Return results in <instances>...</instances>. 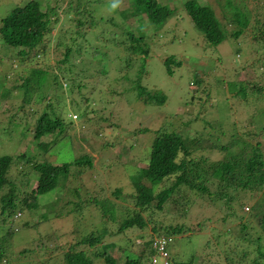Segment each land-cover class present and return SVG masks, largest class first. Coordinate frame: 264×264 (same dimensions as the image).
Masks as SVG:
<instances>
[{"label": "trees", "instance_id": "obj_1", "mask_svg": "<svg viewBox=\"0 0 264 264\" xmlns=\"http://www.w3.org/2000/svg\"><path fill=\"white\" fill-rule=\"evenodd\" d=\"M44 1L26 0L21 5L15 6L0 23V40L3 47L7 48L8 52L16 53L22 63L26 61L31 63L32 60L37 59V56L47 53L51 40L56 36L52 33L56 23L58 21L65 23V17L61 18L58 10L60 5L53 6L49 2L50 0H48L49 4ZM217 1L225 14V20L218 16L215 5L209 0H183L179 6H172L161 0H131V8L126 10L118 9L117 0H69L64 12L68 20L71 19L74 23L69 29L58 33L59 39L57 38V46L61 49L60 63L66 66L63 67L59 64L57 66L59 71H51L53 77L43 79L42 83L36 78L42 72L41 68L29 67L23 68L21 71L18 65L13 66V64L10 68H0V79L12 80L8 82V85L5 83L1 87L0 98L14 97L15 90L18 92L20 90L19 97H23L24 101L31 100L30 96L34 89H37L38 86L43 88L47 83H51L50 88L54 85L55 96H57L63 87V81L68 80L72 89L77 86L80 98L83 99L82 88L86 83H81L82 78L88 77V75L95 77L96 74L101 75L102 79L103 76L106 77L110 69L106 68L103 62L104 59H110L112 52L114 59H117L118 62L126 63L131 69L136 68L134 77L130 79L133 83L130 88L135 90L134 94L139 100L150 104H165L168 95L162 89H152L142 83V75L149 72L147 58L152 51L150 30H153L154 27L163 28L175 15L180 16L182 13H186L195 33L204 39L206 46L210 48H216L229 37L238 41L245 33L252 35L254 43L264 42V14L257 12V8L251 9L243 5L245 0H241V2H236V0ZM113 4H116L115 11H119L122 15L121 23L116 21L113 16L106 17L100 13L104 5L113 7ZM71 13L73 14L70 15ZM242 50L246 49L239 47L238 53H241ZM2 56L0 48L1 66L4 65ZM164 63L168 74L174 75L176 68L182 67L183 60L178 57V54L173 53L168 55ZM27 65L29 64L25 63L24 66ZM16 70L18 71L17 76H11L9 79L10 72L14 73ZM192 82L199 86L205 83L204 79L198 75H195ZM218 82L219 89H221L225 82L222 80ZM227 84L232 92V97L240 99L246 106L247 103L250 104L252 98L258 103L261 93L264 94V85L260 83L253 82L251 84V81L236 79L228 81ZM204 91L207 92V96L206 99H200L198 104L200 107H207L212 92H214L211 86L205 88ZM49 93L50 91L45 93L43 98V100L48 98L47 106L36 118V121H28L27 118L32 113L30 110L24 111L23 120L25 136L32 134L34 144L43 151H49L50 147L49 141L44 137L56 135L53 139L57 138L58 133L63 132L66 122V117L59 108L60 97L56 100ZM197 93H192L189 90L188 102L183 104L184 115L177 117L178 113H173V121L169 128L165 126L156 129L139 127L135 132H131V134H138L154 131L151 155L148 156L147 162H144L146 166L142 165L143 168L137 175L130 176L136 189V194L133 195L134 200L140 209H132L125 205L119 215L118 208L110 199L84 198L81 194V186L68 184L67 179L72 173L73 166L78 167L79 174L83 173L87 167H93V157L90 155L84 154L73 162L60 165L50 162L48 157L40 159L38 154L33 158H30L26 153L18 155L17 158L12 155H0V227L7 220L14 222L17 211L38 208L41 195L65 185L64 190L57 193L58 196L55 198L58 207H62L60 211L56 212V216L71 215L76 220H80L83 217L84 208L94 202L102 210L101 219L104 220V217H108L103 221L104 224H108V220L117 224V233L125 232L129 228L145 229L150 222L152 231L156 234L174 236L182 234L184 231L198 232L203 229V225L200 221L195 223L191 221L188 224L184 222L168 226L162 220L155 219L154 222L153 215H150L147 221L144 210L148 212V209L153 207L155 215L157 211L164 210L166 202L172 199L176 201L175 206L180 209L179 215L182 216L190 213L197 201L201 202L206 198L207 204L213 201V211L215 212L211 217L216 218L220 210L226 208L227 217L224 219L228 220L230 217L227 224L236 221L238 225L239 234L231 238L230 244L228 242L226 244L237 246L245 239L248 246L254 245L258 250L255 251L258 256L253 257L250 264H264V104H256L249 111L250 124L263 123L257 133L259 139H256L255 143L245 136L247 131L242 133L235 129L230 133L229 143L221 145L219 142L222 136L227 134V130L217 119H206L203 130H199L198 134L187 136L185 133L184 129H187L189 133L186 125L190 126V122L183 121L181 118L185 114L193 113L192 107H189L194 105L192 103L196 100ZM63 100L65 99L63 98ZM72 102L77 110L81 109L77 100ZM23 106L20 105L19 108ZM47 108L49 109L47 110ZM83 112L87 115L85 110ZM73 116L75 120L78 118L76 113ZM71 118L73 120V117ZM177 118L182 122L181 125L180 121L176 124ZM98 119L100 122L107 118ZM178 125L180 127H177ZM6 126L7 124L0 122V133ZM205 132H208L209 136L205 137ZM215 135L217 136L215 137ZM206 140L211 141L208 143ZM212 149L225 152L224 157L213 159L210 156ZM43 154L45 155L44 152ZM20 163L23 168L25 163L27 166L13 173L14 167L16 165L19 167ZM30 174L31 176L28 178ZM60 183L62 184L59 186ZM211 186H214L215 189L213 190ZM122 192L123 188L118 187L115 194L120 196ZM246 194L254 197L252 207L245 204ZM129 195L131 196L132 193ZM235 201L239 203V211L232 208ZM218 228L220 236L231 234L232 229L228 225L219 223ZM1 230L0 228V264H4L9 262L6 260L7 255L14 254L13 251L8 252L6 244L16 230L14 223L9 224L8 230L4 233ZM87 231L88 233L82 235L80 241L69 246L68 244L59 246L65 250L67 264H96V260L100 258L104 259L105 264H154L152 261L154 250L147 251L148 247L152 248L154 234L151 235V240L143 242L146 249L142 248L139 254L134 255L129 250L124 251L127 259L120 263L114 255L105 250L87 252L91 246L103 241L104 236L108 233L107 228L102 231L97 228ZM44 237L50 238L49 234ZM209 242L210 244L214 243L212 238ZM209 242L203 248L204 251H207ZM80 247H86L87 250H82ZM201 252L198 255L193 254L187 261H179L174 257H170L169 261L173 260L174 264H210L208 262L209 253H206L207 256L205 255L203 260H200ZM226 253L224 260L219 259L215 264H245V261L248 260V256L245 255L249 251H240V255L236 254L237 258L231 256V251ZM17 254L18 258L27 260L19 261L20 264H27L31 260L27 249H23ZM146 257L151 261H146ZM37 261L43 264L41 260ZM37 261L35 264H39ZM192 261H197V263Z\"/></svg>", "mask_w": 264, "mask_h": 264}, {"label": "rangeland", "instance_id": "obj_2", "mask_svg": "<svg viewBox=\"0 0 264 264\" xmlns=\"http://www.w3.org/2000/svg\"><path fill=\"white\" fill-rule=\"evenodd\" d=\"M161 1L170 3L172 6H179L183 0ZM209 1L215 5L218 16L225 20V14L221 10L218 1ZM24 2L26 0H0V23L15 6ZM44 2L48 4L50 2L53 6L60 5L58 9L60 16L61 18L65 17V23H60V21L56 23L52 32L56 36L51 40L47 53L37 56V59L32 60L31 63L26 61L25 63L29 65L24 66L25 63L19 61L17 54L8 52L0 40V48L3 54L1 58L4 61V65H0V68H10L12 64L13 66L18 65L21 71H23V68L29 67L41 68L42 72L38 77L34 75L40 80V83L45 78L51 79L53 77L51 71L58 72L57 66L59 64L63 67L66 66L60 63L61 49L57 46L58 33L69 29L74 23L73 20H68L64 12L69 0H50L49 2L45 0ZM117 2L119 10L131 8V0H117ZM236 2H241V0H236ZM243 5L251 9L257 8V12L264 14V0H245ZM100 13L106 17H115L119 23L123 21L119 11H115V8L109 5H104ZM150 33L152 51L147 58L149 72L142 75V83L152 89H162L168 95L165 104H150L139 100L134 94L135 90L130 88L133 84L130 79L134 77L136 68L131 69L126 63L118 62L111 52L110 59H104L103 62L106 68L110 69L106 77L103 76L102 79L101 75L96 74L95 77H89L90 75H88V77L84 76L82 78L81 83H86L82 88L83 99L80 98L81 95L77 86L72 89L68 80L63 81V87L59 90L57 96H55L54 85L50 88L51 83H47L43 88L38 86L37 89H34L33 94L30 96L31 100L24 101L23 97H19L18 94L21 95L20 90L19 92L15 90L14 97L0 98V122L7 124L6 128L0 133V155H12L17 158L18 155L26 153L30 158H33L37 157L38 154V158L48 157L50 162L57 165L73 162L77 157L84 154L90 155L93 157V167H87L83 173L79 174L78 167L73 166L72 173L69 174L67 179L68 184L81 186V194L84 198L110 199L118 208L117 213L121 215L120 211L125 205L132 209H140V206L134 200L133 195L136 194V189L130 176L137 175L142 170V165L146 166L144 162H147L148 156L151 155L152 139H154L153 130L138 134H131V132H135L139 127L156 129L165 126L169 128L174 114L178 113L177 117L184 115L185 108L183 104L188 102L189 97H187V94H189V90L192 93H198L196 94V100L192 103L194 105L189 107H192L193 113L185 114L181 118L183 121L190 122V126L186 125L189 133L187 129H184L187 136L198 134L199 130H203L206 119H217L227 130V134L222 136L219 144L229 143L230 133L234 132L235 129L240 130L242 133L246 131L250 133L249 135H246V133L245 136L255 143L256 139H259L257 133L263 123L250 124L249 111L256 104H264V94L261 93L258 103L253 98L250 99V104L247 103V107L240 99L232 97L227 82L238 79L240 81H251V84L254 82L264 85V42L254 43L252 35L245 33L238 41L229 37L216 48H210L206 46L204 39H201L195 33L186 13H182L180 16L175 15L163 28L154 27L153 30H150ZM239 47L246 50L238 53ZM173 53L178 54V57L183 60V65L176 68L174 75H169L164 60ZM17 73V70L14 73L10 72L9 79L11 76L16 77ZM195 75L202 77L205 83L199 86L192 82ZM219 80L225 82L221 89H219ZM9 81L12 80L0 79V91L1 87L5 83L8 85ZM210 86L213 87L214 91L210 102L208 105L206 104L207 107H200L198 105L200 99H206L207 96V92L204 90L210 88ZM48 91H50L49 95L52 98L57 100L60 97L59 108L65 115L66 122L63 126V132L58 133L57 138L53 139L56 135L44 137L45 140L49 141L50 147L49 151H43L34 144L32 134L25 136L23 120L24 111L30 110L32 113L27 118L28 121H36V118L47 106L48 98L46 100H43V98ZM61 92L64 94L61 95ZM73 100L80 103L81 109L77 110V107L73 105ZM20 105L24 106L19 108ZM84 110L87 115L83 112ZM74 113L78 114L76 120L73 116ZM71 117H73V120ZM98 118L107 119L100 121V123ZM179 121L180 119L177 118L175 120L176 124ZM26 127L28 126L26 125ZM204 136H209L208 132H205ZM206 141L210 143L211 140ZM214 150L212 149L210 153L213 159L224 157L225 152ZM33 154L34 156H31ZM21 165V163L19 167L16 165L12 172L24 169L27 163L24 164V168ZM34 172L36 173V171ZM30 176L31 174L28 178ZM118 187L123 188L120 196L115 194ZM211 187L213 190L215 189L214 186ZM63 188H65V185L41 195L38 208H26L23 211H17L20 215L16 213L18 216H16L14 222L7 220L5 224H2L0 227L2 233L7 231L9 224L12 223H14L16 230L6 244L8 252L13 251L14 254H8L6 260L9 262L4 264H20L19 261H27L18 258L17 252L19 253L23 249H27L31 257L27 264H35L37 260H41L43 264H67L65 262V250L59 246L62 244H68L69 246L80 241L82 235L88 233L87 230H95L96 228L101 231L107 228L108 233L104 236L103 241L91 246L89 250L86 247H80V249H86L88 253L99 251V249L101 251L105 250L114 255L118 262L123 263L127 259L124 251L129 250L134 255L139 254L142 248L145 247L146 249L143 242L151 240V235L156 234L152 231V223L150 222H148L145 229L136 227L117 233V224L111 223L110 220H108V224H104L103 221L108 217H104V220L101 219L103 216L101 214L102 210L94 202L84 208L83 217L80 220H76L71 215L56 216V212L60 211L62 207H58L55 198L58 196L57 193L64 190ZM130 193H132L131 196ZM250 196L252 195L246 194L244 200L246 206L252 207L254 197ZM168 201L164 210L157 211L155 215V208L153 207L148 209V212L144 210L145 219L148 221L150 215H153L154 222L155 219L157 221L162 220L168 226L184 222L188 224L191 221L192 223L200 221L203 225V229L198 232L184 231L182 234L174 235L173 241L169 238L171 241L168 246L170 257L177 258L179 261L190 260L193 254L198 255L201 251H204L203 248L208 245L207 242L210 238L214 243L210 244L209 242L210 248L208 247L207 251L201 252L200 255V260H203L206 253H209L208 262L210 264H215L219 259L224 260L227 251H231V256L234 258H237V253L240 255V251H249L245 255L248 256L245 264H250L251 259L258 256L255 252L258 251L257 248L254 245L248 246L245 239L237 246L226 244V242L230 244L231 238L239 234L236 221L227 224L230 217L228 220L224 219L227 217L226 208L220 210L218 217L216 216L217 219L213 218L211 217L215 212L213 211V201L207 204L205 198L201 202L197 201L190 213L180 216V209L175 206L176 201L172 199ZM232 208L239 211L238 201L233 203ZM202 215H204V218H202ZM219 223L230 226L232 229L231 234L220 236ZM46 234H49L50 238L44 237ZM163 238L165 237H160L159 240ZM150 249L152 248L148 247L147 251ZM145 260L151 261L147 257ZM157 260L155 257L153 261L156 263ZM192 262L197 263V261ZM37 263L40 264V261H37ZM174 263L173 260L170 261V264ZM96 264H105V261L100 258L96 260Z\"/></svg>", "mask_w": 264, "mask_h": 264}, {"label": "clouds", "instance_id": "obj_3", "mask_svg": "<svg viewBox=\"0 0 264 264\" xmlns=\"http://www.w3.org/2000/svg\"><path fill=\"white\" fill-rule=\"evenodd\" d=\"M115 7H116V4H113V8H115ZM16 216H18V215H16ZM160 237H165L167 239L166 251L168 252V255L165 256V257L157 249V244L159 242V238ZM169 238L173 241L174 236L173 235L172 236L171 235H165V234H155L153 236L152 250H154V253H153V256H152V261L154 260L155 257L158 259L156 263L153 261L154 264H158V263L159 264H170V261H169L170 252H169L168 246H169L171 241H170Z\"/></svg>", "mask_w": 264, "mask_h": 264}, {"label": "built area", "instance_id": "obj_4", "mask_svg": "<svg viewBox=\"0 0 264 264\" xmlns=\"http://www.w3.org/2000/svg\"><path fill=\"white\" fill-rule=\"evenodd\" d=\"M20 215V213H19ZM166 245H167V239L163 238L162 240H159L157 244V249L160 251V253L165 257L168 255V252L166 251Z\"/></svg>", "mask_w": 264, "mask_h": 264}]
</instances>
